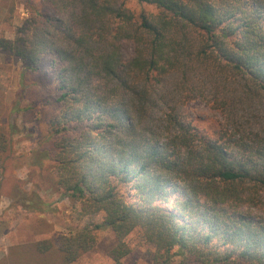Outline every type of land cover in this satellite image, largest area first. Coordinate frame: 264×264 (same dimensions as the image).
<instances>
[{
    "label": "trees",
    "instance_id": "16d2710c",
    "mask_svg": "<svg viewBox=\"0 0 264 264\" xmlns=\"http://www.w3.org/2000/svg\"><path fill=\"white\" fill-rule=\"evenodd\" d=\"M41 0L0 37V51L37 72L59 66L58 111L18 125L0 93V195L18 137L37 135L34 166L83 216L102 223L60 236L67 264L109 228L121 264L136 229L152 264H264V0ZM133 46L127 57L125 43ZM173 78V81L171 80ZM202 99L222 117L208 129L183 115ZM51 171V170H50ZM37 192L28 201L38 209ZM41 252L55 247L39 241Z\"/></svg>",
    "mask_w": 264,
    "mask_h": 264
},
{
    "label": "rangeland",
    "instance_id": "374dc122",
    "mask_svg": "<svg viewBox=\"0 0 264 264\" xmlns=\"http://www.w3.org/2000/svg\"><path fill=\"white\" fill-rule=\"evenodd\" d=\"M40 2L0 0V37L13 38L17 26L30 14L31 7ZM127 5L137 13L143 9L157 12L153 5L141 4L136 0H127ZM125 51L128 58L133 56L131 43H125ZM58 67L47 57L42 61L39 71L22 75V62L0 51V93L4 95L7 111L14 106L25 110L17 117L21 127L39 130L47 125L52 114L57 113V97L60 94L56 78ZM182 111L186 118L192 119L200 128L208 129L210 123L217 124L222 120L221 115L202 99L189 101L183 105ZM37 139V135L18 137L9 159L0 195V264H67L57 249L60 236L104 220L103 212L83 216L80 203L68 198L63 190L48 180L46 175L49 173L57 177L48 164L45 165L49 168L47 171L34 166L36 154L31 148ZM20 186L25 188L28 201L37 192L43 202L41 207H24L18 199ZM254 211L264 215V195ZM97 234V246L70 264H116L108 255L109 249L115 244L113 232L106 228L97 230ZM46 239H52L55 247L41 252L36 244ZM127 240L132 251L121 264H152L149 253L153 247L143 240L141 229L133 231Z\"/></svg>",
    "mask_w": 264,
    "mask_h": 264
}]
</instances>
